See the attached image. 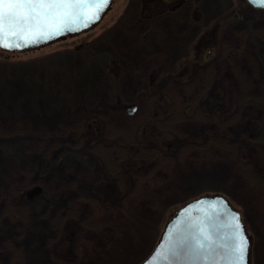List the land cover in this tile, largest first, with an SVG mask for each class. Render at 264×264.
I'll use <instances>...</instances> for the list:
<instances>
[{
	"label": "rangeland",
	"instance_id": "374dc122",
	"mask_svg": "<svg viewBox=\"0 0 264 264\" xmlns=\"http://www.w3.org/2000/svg\"><path fill=\"white\" fill-rule=\"evenodd\" d=\"M142 2L113 0L105 17L94 28L40 50L24 53L0 50V140L32 139L35 145L30 147L29 153H32L34 160L38 157L36 166L40 168H45L53 156L66 149L71 151L68 155L71 160L62 165L58 173L44 180V198L55 202V205L50 200L45 202L43 198L34 205L24 206V217L19 220V224L10 228L0 227V250L6 248L8 242L12 245L10 241L19 245L21 251L12 247L20 255L15 260L17 264H78L79 261H85L86 264H119L122 259L131 261L143 247L142 242L132 251L124 253L115 245H109L107 249L91 247L86 241L95 234L98 222L88 220L82 225L77 246L71 252L62 250L54 254L49 251L58 232L69 229L74 214L71 206L60 211L56 201L75 195L79 188L76 181L83 179V166L76 159V153L81 151L82 145L75 137H71L74 130L89 118L97 119L101 125V141L94 146V154L101 156L111 171L120 170L121 165L128 167L132 162L128 149L132 148L131 142L142 129L146 133V138H141L143 145H157L159 136L165 133L162 128L171 131L168 138H175L183 144L178 151H170L176 153L175 161L171 165L164 161L161 173L154 177L153 183L157 184L160 196L157 195L165 206L162 209L153 206L144 210L150 219L144 232L147 239L155 236L154 222H158L167 207L199 194L217 193L243 213L250 227L255 230L253 235L248 232L253 240L250 264H264V205L256 198L260 187L252 186L245 178L234 174L227 154L204 142L197 146L189 142L192 136L203 133L213 135L217 130L226 133L234 141L248 140L256 134L258 121L264 115V19L252 23L257 34L254 41L250 42L247 35L241 43L246 26L231 19L224 23L220 40V51L229 53L232 59L229 68L236 84L241 85L237 76L244 74L246 80L252 83L245 86H252L253 91H256L254 94L261 95L263 101H248L235 117L217 123L214 111L220 101L219 84L212 81L210 87L197 98V102L192 103L194 99L190 97L176 100L177 109L184 101L183 107L187 104L198 105L202 117H181L177 113L169 121L158 123L152 122V115L162 119L169 106L166 100L160 101L157 95L145 91V79L139 74L137 76L138 69L150 65H163L170 69L187 44L194 39L199 26L186 22V10L179 9L175 16L165 13L152 20L153 30L147 32L148 20L141 17L143 8L147 6ZM152 2L161 4L160 0ZM241 3L245 4L243 0H200L201 21H208L219 8L227 4ZM253 13L256 16L264 15ZM145 33H148L146 39L156 40L152 48L142 45ZM247 42L256 47L252 53L247 50L250 47H247ZM213 51L207 50L206 57L212 55ZM40 54L46 55L40 60L29 61ZM114 54H119L123 63H120L119 70L109 68V74L104 77L101 61L105 58L108 62ZM112 90L117 91L115 93ZM114 93L125 104V109L134 107V111L128 114L114 106ZM121 142H124V148L118 147L117 144ZM25 163H28L26 169L32 166L27 161L24 166ZM145 170L139 166L138 173L143 175ZM138 189L142 190L140 187L135 188L134 197L138 196ZM76 196L80 201L84 199L79 193ZM61 214L67 217L63 221L60 220L63 217ZM98 216L95 214V217ZM97 220L100 221V216ZM43 227V236L32 235L34 228Z\"/></svg>",
	"mask_w": 264,
	"mask_h": 264
},
{
	"label": "trees",
	"instance_id": "16d2710c",
	"mask_svg": "<svg viewBox=\"0 0 264 264\" xmlns=\"http://www.w3.org/2000/svg\"><path fill=\"white\" fill-rule=\"evenodd\" d=\"M150 1L153 3V0H143L142 2L145 7L147 6V8H143L141 13V17H144L145 21L148 20L147 32L153 30L152 20L165 15V13L168 16H175L179 9L186 10V22L192 26H199L194 39L187 44L186 49L177 57L170 69L163 65H150L138 69L137 76L139 74L145 79V91L157 95L160 101L166 100L169 106L166 116L161 119L156 118V115L153 114L152 122H167L170 117L177 113L181 117H202L203 113L198 105L187 104L183 107L184 101L180 105V109L183 108L180 111L176 108V100L190 97L194 99L192 103L197 102V98L210 87L212 81L219 84L220 101L214 111V118L217 123H224L235 117L247 105L248 101H263L261 95L256 96L254 94L256 91H253L252 86H245L248 83L252 85V83L246 80L244 74L237 76L241 85L236 84L229 68L232 59L229 53L220 51V40L224 23L231 19L242 22L246 26L243 36L241 35V43L247 35L250 42L254 41L257 34L252 23L257 19L259 21L264 19V15L256 16L253 12L264 14V9L254 8L243 0L245 4H227V6L219 8L212 18L202 23V12L199 4H185L173 9L169 4H151L150 6L148 4ZM146 34L148 33L143 35L142 45L152 48L156 45V40L149 37L146 39ZM246 45L247 47L250 45L247 49L249 53L256 50V47L254 48L251 43L247 42ZM209 49L214 51L212 55L206 57ZM45 55H36L29 61L40 60ZM101 63L102 74L106 77L109 74V68L114 69V71L120 69V63H123V59L119 54H114L109 57L108 62L104 58ZM112 91L116 93L117 90ZM115 93L112 95L114 106L128 113L125 104ZM262 108L264 110V101ZM162 129L165 133L163 136H159L157 145H143L141 138H146V133L144 129L137 132L135 140L131 142L132 148L128 149V155L132 162L128 164V167L121 165L120 170L112 171L106 166L105 160L101 156L95 155L93 150L94 146L101 141L100 122L97 119L89 118L83 122L82 126L74 130L71 138L74 139L75 137V140H79L82 145L81 151L76 153V159L83 166L81 170L83 179L76 181L79 188L75 195L61 197L56 201L60 211L63 212L71 206L74 214L70 220L69 229H62L58 232L49 251H53L54 254L62 250L66 253L71 252L77 246L82 225L89 220L88 222H98L95 226V234L86 241L91 247L107 249L109 245H115L120 252L124 253L132 251L134 247L143 242V247L135 253L131 261L122 259L119 264H139L149 255L158 241L165 222L173 212L187 201L203 195L193 196L175 206L164 209L165 211L158 222H154L156 223L155 236L151 238L152 241L147 239L144 232L150 224V219L144 210L147 207L154 206V208L162 209L165 206L159 199L157 184L153 183L154 177L161 173V164H164V161L169 162L170 165L175 161L176 153L174 152L183 146L175 138H168L171 132L169 129ZM256 129V134L244 141H234L226 133L217 130L213 135L203 133L192 136L189 142L196 146L198 143L204 142V144L216 148L217 151L227 154L233 173L245 178L250 182V185L260 187L256 198L260 204L264 205V115L258 121ZM139 133L140 139L138 138ZM33 142L30 138L7 142L0 140V227L10 228L14 224H19V220L24 217V206L34 205L38 200L44 198V180L48 176L58 173L60 167L71 160L68 157L71 151L66 149L63 153L53 156L46 163L45 168L37 167L38 157L34 160L32 153H29L30 147L35 145ZM123 143H118V147L124 148ZM173 149L175 151L170 153ZM188 159L189 157L186 156V160ZM25 161L31 163L32 166L26 169L28 163H25L24 166ZM139 166L146 169L145 174L140 175L138 173ZM43 170L44 173H41ZM138 187L142 190L138 189V196L134 197V190ZM78 193L84 198L83 200L78 199L76 196ZM48 200L50 199L44 198L45 202ZM50 202L55 205V202L51 200ZM95 214H99L100 221L97 220L99 216L95 217ZM240 214L247 231L253 235L255 230L250 227L245 215ZM61 215L63 216L60 218L61 221L67 218L64 214ZM15 226L17 227V225ZM62 227L63 224H61ZM43 231L44 227L34 228L32 235L35 237L43 236ZM10 242L13 244L8 242L9 245L0 250V264L18 263L15 260L19 259L20 255L12 247L20 250L19 245L14 243L15 241ZM34 257H37V253ZM78 264H86V262L79 261Z\"/></svg>",
	"mask_w": 264,
	"mask_h": 264
},
{
	"label": "water",
	"instance_id": "95a60500",
	"mask_svg": "<svg viewBox=\"0 0 264 264\" xmlns=\"http://www.w3.org/2000/svg\"><path fill=\"white\" fill-rule=\"evenodd\" d=\"M113 0L99 12V18L84 27V20L79 21L78 30L64 31L52 39L41 37L38 40L26 41L21 35L7 36L0 34V50L9 53H24L45 48L57 41L82 34L98 25L109 11ZM246 2L258 9L253 0ZM75 29L77 26L72 25ZM9 47H3L4 43ZM128 113L134 107L128 108ZM239 222L241 228H236ZM201 229L203 232H201ZM237 231L247 240V253L243 261H238L234 251L239 244ZM204 236L208 239L204 240ZM205 244L204 249L196 247V241ZM180 242L190 246L188 251L181 248ZM251 236L242 220L240 212L221 194H206L194 198L179 206L165 222L157 243L149 255L139 264H250Z\"/></svg>",
	"mask_w": 264,
	"mask_h": 264
},
{
	"label": "snow or ice",
	"instance_id": "6c2138e0",
	"mask_svg": "<svg viewBox=\"0 0 264 264\" xmlns=\"http://www.w3.org/2000/svg\"><path fill=\"white\" fill-rule=\"evenodd\" d=\"M264 7V0H253ZM108 0H0V34L7 36L21 35L26 41L38 40L41 37L52 39L64 31L78 30L79 21L84 20V27L99 18L100 9L106 6ZM72 25L77 27L74 29ZM3 47H9L5 42ZM239 230L241 225L236 223ZM201 232L203 230L201 229ZM239 244L234 251L238 253V261H243L247 253V240L237 231ZM208 237L204 236V240ZM183 250L190 246L180 242ZM198 249H204L205 244L196 241Z\"/></svg>",
	"mask_w": 264,
	"mask_h": 264
},
{
	"label": "flooded vegetation",
	"instance_id": "af4514ba",
	"mask_svg": "<svg viewBox=\"0 0 264 264\" xmlns=\"http://www.w3.org/2000/svg\"><path fill=\"white\" fill-rule=\"evenodd\" d=\"M200 0H162L161 4H177L175 6H172V8L182 7L185 4H198ZM205 2V1H204ZM149 4H152L151 1L148 2Z\"/></svg>",
	"mask_w": 264,
	"mask_h": 264
}]
</instances>
